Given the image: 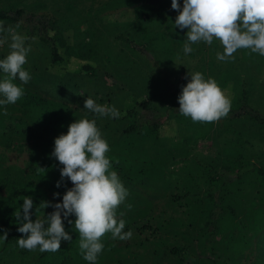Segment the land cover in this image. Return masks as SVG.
I'll list each match as a JSON object with an SVG mask.
<instances>
[{
    "label": "rangeland",
    "instance_id": "1",
    "mask_svg": "<svg viewBox=\"0 0 264 264\" xmlns=\"http://www.w3.org/2000/svg\"><path fill=\"white\" fill-rule=\"evenodd\" d=\"M7 1L43 8L59 18L67 45L59 48L63 60L52 63L48 48L34 35L27 43L31 48L28 69L46 67L52 77L73 82L80 93L87 89L101 99L98 104L114 105L121 112L120 119L87 116L96 120L103 138L112 145L107 153L112 170L129 193L117 209V219L125 220L124 231L132 232L126 241L105 235L104 250L96 264H261L264 221L252 225L254 215L250 210L264 208V128L244 120L220 123L222 126L219 122L194 123L181 115L179 103L158 69L126 46L119 35L145 43L177 88L182 89L191 79L189 72L199 71L205 79H215L232 102L243 80H247L250 104L261 111L264 56L238 50L234 60L222 62L216 58V53L223 50L218 41L193 44V51L185 55L187 29L174 26L178 12L172 9L171 0H149L155 8L150 6L145 18L135 17L126 8L140 0H0V9ZM178 2L182 8L183 0ZM17 31L29 35L26 28ZM2 51L9 52L7 44L0 48ZM137 101L147 102L148 108L136 106ZM67 105L71 108L68 122L85 118L83 105ZM132 108L135 111L127 112ZM60 112L66 113V109ZM166 112L167 116L159 117L158 113ZM152 121L161 123L157 132L147 126ZM131 123L140 124L138 130L125 134V127ZM55 138L53 135V147ZM11 144L0 148L2 168L16 166L24 174H32V142L17 138ZM197 161L212 164L216 170L205 173ZM58 165L54 187L43 185L51 200L62 199L67 191ZM58 181L60 187L56 186ZM227 205L234 208V215ZM211 212L216 215L214 249L202 253L208 239L205 222ZM68 219L74 222L75 216ZM64 226L72 237L67 242L68 252H74H66L64 264H89L80 253L79 234L73 224L64 220ZM13 233L14 242L0 241V264H46L43 255L51 258L52 253L56 259V252L22 253L17 244L18 231ZM173 248L179 251L172 252ZM180 256L188 262H181Z\"/></svg>",
    "mask_w": 264,
    "mask_h": 264
},
{
    "label": "clouds",
    "instance_id": "2",
    "mask_svg": "<svg viewBox=\"0 0 264 264\" xmlns=\"http://www.w3.org/2000/svg\"><path fill=\"white\" fill-rule=\"evenodd\" d=\"M171 7L178 12L174 26L187 29L183 44L185 55L193 51L192 45L201 42L212 45L218 41L222 51L216 53L219 61L234 60L238 50H248L249 54L264 56V0H183L181 8L178 0H171ZM15 26H4L0 21V48L8 45L9 52L0 59V108L16 103L24 95V89L14 81L27 84L31 79L25 70L27 55L31 51L27 45L29 37L20 34ZM191 79L178 96L179 113L194 123H216L226 118L231 110V100L215 79H205L199 72H189ZM87 109L85 118L70 123L67 133L54 140L51 156L63 165L60 169L61 181L67 178L72 187L63 194L62 201L52 203L42 201L36 213L53 207V211L43 218L31 219L33 199L25 196L13 215L23 235L17 239L20 248L28 251L56 252L61 241H71L65 230L64 220L73 224L79 234V250L89 264H96L104 250L102 238L111 234L113 240L131 239L132 232L124 231L126 221L117 219V209L124 203L128 190L107 153L110 146L103 138L95 119H88V113L98 118L120 119L121 112L114 105L98 104L92 97L84 101ZM57 187L61 182H57ZM54 193V196H59ZM130 207V205H129ZM74 215V222L68 219ZM7 230L0 235V241H7Z\"/></svg>",
    "mask_w": 264,
    "mask_h": 264
},
{
    "label": "trees",
    "instance_id": "3",
    "mask_svg": "<svg viewBox=\"0 0 264 264\" xmlns=\"http://www.w3.org/2000/svg\"><path fill=\"white\" fill-rule=\"evenodd\" d=\"M149 0H140L134 4L126 6L130 8L137 18H145L147 16L149 7L152 6ZM0 21L8 23L9 25L15 26L19 24L20 27L26 28L29 31L28 37L34 35L37 36L38 41L46 46L49 50L50 60L52 63L60 62L63 60L60 55L59 48L67 47L63 32L59 27L58 16L49 10L34 8L30 5H17L7 1L5 7L0 9ZM120 39H123L126 46L131 48L133 51L145 56L155 68L158 69L159 75L162 78L163 83L170 91L171 95L175 97L178 102V96L182 89L177 88L172 84L169 78L166 77L164 72L161 70V66L158 65L153 56L150 54L147 45L145 43L136 42L123 35H119ZM29 42V39L26 43ZM8 53L0 52V59H3ZM29 60L24 65L25 70L30 73L31 79L27 84H21L17 79L14 81L18 85H21L24 89V95L16 103L9 104L6 106V112L4 108H0V148L8 147L12 145V140L17 138H23L32 142L30 150V167L32 174H24L23 169L16 166H8L2 168L3 154L0 151V231L4 234L7 230L8 239L7 244L14 242V231H18L19 224L13 213L19 208L21 213L23 209V199L25 196H29L33 199V208L31 209V219L35 220L36 217L43 218L44 215L52 212L53 207L41 209L36 213V208L42 201H50L53 204L62 201L60 198L49 199L46 194V189L43 185L54 187L56 181L57 172L55 166L62 168L55 157L51 156L54 149L52 146V136H59L62 133H67L68 126L72 122H68L67 113L70 112L71 108L67 104L74 106L81 104V101L86 97H94L97 102L101 100L90 95L87 89L78 92L79 88L74 83L67 82L58 77H52L51 73L46 70V67L42 70L36 67L28 69ZM86 69H90L89 66H85ZM36 71V72H35ZM38 72V74H37ZM3 73L0 72V77ZM250 86L247 80L241 84L240 91L235 99L231 102V110L226 118L219 120V125H224L227 121H247L251 125L264 128V110H259L250 104ZM52 96H50V95ZM67 105V106H66ZM136 106L142 108H148L149 104L144 101L135 102ZM62 109H66V113L60 112ZM77 111L76 108H72ZM82 112L84 115L87 113ZM135 111L133 108L127 110L132 113ZM73 112V111H72ZM168 112V111H167ZM158 113L160 116H167L168 113ZM87 116L93 117L94 114L88 113ZM221 123V124H220ZM159 121H152L147 124L149 130L157 132L160 127ZM140 125V124H139ZM136 123H131L125 127V134H131L138 130L139 127ZM221 125V126H222ZM119 143V141H118ZM111 145L110 142H108ZM115 145V143H113ZM112 146V145H111ZM39 153L37 154V150ZM123 157H121L122 159ZM197 165L201 171L210 174L216 170L212 164H208L202 161H197ZM240 167L237 168L239 172ZM239 177V176H238ZM52 181V182H51ZM62 182L66 185L65 190L71 188L72 182L65 178ZM58 191H60L58 189ZM228 210L232 215L235 214L234 208L227 205ZM251 213L254 215L252 219V225L255 222L264 221V208H258L256 212L251 209ZM257 213V214H256ZM257 215L259 217L257 218ZM216 215L211 212L206 219L205 225L207 226L206 237L207 243L202 250V253L206 249L213 251L214 237L217 231L216 228ZM19 238L23 235L18 231ZM246 241V240H245ZM68 241H61V248L56 251L55 257L52 253L51 258L44 254V261L46 264H64L66 261V255L68 252ZM22 253L29 252L26 249L21 248ZM70 250L68 253L71 255L74 252ZM179 249L173 248L172 252H178ZM262 259L261 264H264V246L261 250ZM180 261L187 263L188 260L184 257H179Z\"/></svg>",
    "mask_w": 264,
    "mask_h": 264
}]
</instances>
